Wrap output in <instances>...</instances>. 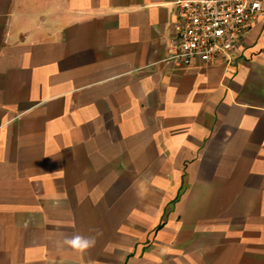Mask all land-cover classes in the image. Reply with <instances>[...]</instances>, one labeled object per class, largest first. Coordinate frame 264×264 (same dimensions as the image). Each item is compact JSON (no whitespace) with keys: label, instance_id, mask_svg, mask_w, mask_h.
Wrapping results in <instances>:
<instances>
[{"label":"crops","instance_id":"obj_1","mask_svg":"<svg viewBox=\"0 0 264 264\" xmlns=\"http://www.w3.org/2000/svg\"><path fill=\"white\" fill-rule=\"evenodd\" d=\"M179 1L0 0V264H264V15L185 67Z\"/></svg>","mask_w":264,"mask_h":264},{"label":"built area","instance_id":"obj_2","mask_svg":"<svg viewBox=\"0 0 264 264\" xmlns=\"http://www.w3.org/2000/svg\"><path fill=\"white\" fill-rule=\"evenodd\" d=\"M262 1H179L169 59L185 67L232 64L249 30L264 15Z\"/></svg>","mask_w":264,"mask_h":264},{"label":"clouds","instance_id":"obj_3","mask_svg":"<svg viewBox=\"0 0 264 264\" xmlns=\"http://www.w3.org/2000/svg\"><path fill=\"white\" fill-rule=\"evenodd\" d=\"M97 234L98 235L100 234L98 230H97ZM64 243L78 252H84L85 250L95 246L96 236L85 237L76 234L66 238Z\"/></svg>","mask_w":264,"mask_h":264}]
</instances>
